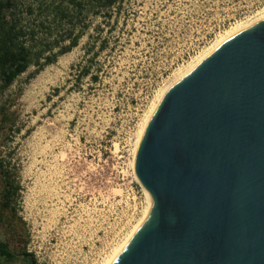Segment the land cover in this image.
I'll return each mask as SVG.
<instances>
[{"label": "rangeland", "instance_id": "rangeland-1", "mask_svg": "<svg viewBox=\"0 0 264 264\" xmlns=\"http://www.w3.org/2000/svg\"><path fill=\"white\" fill-rule=\"evenodd\" d=\"M52 1L65 5L26 0ZM120 1L106 20L75 10L76 33L84 30L78 46L0 88V242L13 254L0 264H106L148 207L134 148L161 92L264 11V0ZM54 14L36 9L24 18L68 45L61 35L69 26ZM98 26L108 44L101 51L97 40L92 70L80 75ZM7 180L17 190L11 202Z\"/></svg>", "mask_w": 264, "mask_h": 264}, {"label": "water", "instance_id": "water-1", "mask_svg": "<svg viewBox=\"0 0 264 264\" xmlns=\"http://www.w3.org/2000/svg\"><path fill=\"white\" fill-rule=\"evenodd\" d=\"M135 173L153 205L113 264H264V19L167 92Z\"/></svg>", "mask_w": 264, "mask_h": 264}, {"label": "trees", "instance_id": "trees-1", "mask_svg": "<svg viewBox=\"0 0 264 264\" xmlns=\"http://www.w3.org/2000/svg\"><path fill=\"white\" fill-rule=\"evenodd\" d=\"M119 3H121L120 0H65L64 6L63 3L54 6L53 1L46 5L45 3L34 5L33 3H27L26 0H0V88L9 87L31 66L50 65L55 62L59 55H64L78 46L79 40L84 35V30L80 29L76 33L77 22L75 19L77 16L74 15L75 10L82 11L85 9L86 12L92 8L91 10H94L95 15L102 16L106 20V18L112 16L116 5ZM36 9L43 14L53 9L54 16L69 26L61 35V40L64 43L68 41V45H60L56 35L54 41L50 42L48 37H52L53 33H47L46 29H43L44 22L39 23L40 29H43L42 31L28 23L24 16L33 15ZM101 27L98 26L96 36L91 37L93 41L88 45L86 53L88 64L82 69L80 75L88 76L92 70V63L97 55L96 52L93 53V50L97 40L103 38ZM88 29V23H85V35ZM106 44H108V38H103L100 45L101 51L105 49ZM55 47L60 48L58 53H54ZM97 79L98 75H93V80ZM0 170L7 176L3 168ZM4 192L5 200L11 202L15 198L17 190L7 180ZM0 255L7 258L13 256L4 242H0Z\"/></svg>", "mask_w": 264, "mask_h": 264}, {"label": "bare ground", "instance_id": "bare-ground-1", "mask_svg": "<svg viewBox=\"0 0 264 264\" xmlns=\"http://www.w3.org/2000/svg\"><path fill=\"white\" fill-rule=\"evenodd\" d=\"M264 19V11L262 12V14H260L259 16H257L253 21L251 20V22H246L243 24H239L238 26L232 28L230 31H228L225 35H223L222 37H220V39H218L211 47H209L205 52H203V54L201 56H199L193 63H191L183 72H181L180 74L177 75V78L175 79V81L173 82V84H171L167 89L163 90L160 94V97L158 98L157 102L155 103V105H153V108L151 109V111L149 112V114L147 115V117L144 120L143 126L141 128V131L139 133L138 136V140L136 143V147L134 148V162H133V169L135 170V161H136V155L139 149V146L141 144V141L143 139V136L145 134V131L147 129V126L149 125V123L151 122L155 112L157 111L160 103L162 102L163 98L165 97V95L167 94V92L173 87L175 86L177 83H179L180 81H182L184 78H186L188 75H190L205 59H207L212 53H214L222 44H224L226 41H228L229 39H231L232 37H234L235 35H237L238 33L249 29L251 27H253L256 23H258L259 21ZM136 174V173H135ZM146 196H147V200H148V207L145 211L144 217L143 219L134 227V229L132 230V232L130 233L129 237L127 238V240L119 247L117 248L111 258L108 260V262L106 264H113L116 259L121 255V253L124 251V249L128 246V244L131 242V240L133 239V237L135 236V234L137 233V231L140 229L141 225L144 223V221L148 218L150 211L152 209V205H153V200L151 195L145 190Z\"/></svg>", "mask_w": 264, "mask_h": 264}]
</instances>
